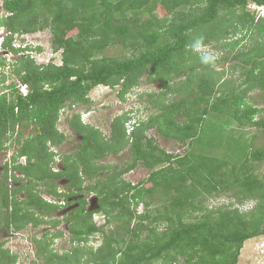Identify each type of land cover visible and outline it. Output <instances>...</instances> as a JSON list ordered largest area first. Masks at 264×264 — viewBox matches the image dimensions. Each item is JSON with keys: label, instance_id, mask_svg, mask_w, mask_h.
Listing matches in <instances>:
<instances>
[{"label": "trees", "instance_id": "obj_1", "mask_svg": "<svg viewBox=\"0 0 264 264\" xmlns=\"http://www.w3.org/2000/svg\"><path fill=\"white\" fill-rule=\"evenodd\" d=\"M250 2L264 5V0H3L1 25L9 31L4 48L20 54L14 71L28 93L13 81L0 94V149L9 138L19 144L0 178V225L9 232L29 224L58 227L62 218L54 213L64 206L55 199L63 197L64 204H78L65 218L77 244L55 248L62 230L34 236L43 264H238L244 242L264 234V176L254 164L264 152L252 150L256 134L248 138L242 130L264 128V108L249 101L254 90L264 91V16L251 11ZM42 29L51 31L60 63L54 58L38 63L33 46L14 43L16 34ZM247 38L251 42L238 48ZM197 40L201 47L215 43L235 50L234 67L242 66V72L228 78L227 70L215 66L214 54L194 50ZM113 47L120 53H107ZM202 55L212 59L204 63ZM0 64L7 65L4 59ZM143 77L163 87L142 93L154 108L148 118L132 123L129 132V112L117 115L107 137L74 112L69 124L80 145L61 156L57 169L53 147L66 140L58 127L62 110L90 104L99 85L120 86L118 94L126 100ZM212 116L226 119V134L208 142L223 146V156L197 148ZM33 125L35 131L25 136L23 129ZM154 128L187 145L186 152L162 148L148 133ZM126 148L133 155L126 166L101 162ZM139 163L150 174L138 183L127 181L124 174ZM61 178L67 180L64 192L56 182ZM87 179L94 182L85 185ZM86 190L99 197L94 210L86 207ZM232 190L238 202L255 204L242 210L207 203L208 195ZM148 197L159 201L156 212L149 210ZM100 211L107 222L98 225L93 217ZM111 222L115 226L107 233ZM98 232L105 240L96 247L89 240ZM18 260L0 242V264Z\"/></svg>", "mask_w": 264, "mask_h": 264}, {"label": "rangeland", "instance_id": "obj_2", "mask_svg": "<svg viewBox=\"0 0 264 264\" xmlns=\"http://www.w3.org/2000/svg\"><path fill=\"white\" fill-rule=\"evenodd\" d=\"M3 0H0V18L4 15V9L2 7ZM250 9L255 12L256 10L250 6ZM259 15V12H255ZM4 30V29H1ZM242 38L243 34H239ZM237 37H232L230 41H235ZM3 40L2 33H0V44ZM251 42L250 38L242 40L239 44L238 48H244L243 45L249 44ZM14 43L18 47H25L27 45H31L34 49L31 51L34 56L36 62L38 63H46L49 60L53 59L58 63L61 62V53L60 51L56 52L52 45V33L49 29H42L36 32L24 33V34H16L14 37ZM41 47V50L37 49ZM0 49L6 50L2 48L0 45ZM121 49L117 47H113L108 50L107 53L110 54H118ZM200 52L207 54H214L215 58L218 59V63L215 65L218 69H225L228 72L229 77H237L242 72V66L238 65L236 67V61L234 60L235 50L230 49V47H225L223 44L216 45L215 43L200 47ZM9 65H4L0 69V89L5 90L3 77L4 74H9L10 78L7 80V83H12L13 81L20 83L19 77L14 71V66H16V62L20 54L16 55L13 53H9ZM3 59V58H2ZM4 68L6 69V73L4 72ZM120 86L115 88L99 85L95 87L91 91L92 102L88 105L79 104L72 108L66 107L62 110L60 115V120L58 122V127L61 132H63L66 136V140L59 146H54L53 148L57 151L56 156V167L57 169L61 168V156L65 153L72 152L76 147L80 145L81 137L77 134V132L72 129L69 124V118L72 116L74 112H81L82 119L84 122L91 123L97 127H99L104 134L109 137L111 133V123L112 120L117 116L124 112H129L130 119L128 121L129 126L138 121L139 119H147L151 112L154 111V108L148 103L146 96L142 93L148 91H160L163 89L162 85L159 82H149L146 77L141 79V82L138 86L134 87L130 92L126 94V100L122 99L118 94ZM25 90H22L24 92ZM177 98V96L171 95L169 99L173 100ZM250 102L255 103L257 106L264 108V91L263 90H254L251 93V97L249 98ZM260 115L264 116V111L260 113ZM259 115V116H260ZM258 116V117H259ZM257 117V118H258ZM179 121L183 122L184 117H179ZM213 124L210 125L208 130H206L202 134V142L198 144L197 148L203 154H208L212 156H223L225 155V148L223 146H217L211 143H208L210 140H220V137L224 136L226 132L223 131V123L226 122L225 118H216L215 116L211 117ZM229 124V123H228ZM213 128V130H210ZM129 130V128H128ZM245 131V134L248 135V138H251L254 134V145L252 150L256 148H260L264 152V128L258 127H249L246 129H242ZM34 129V125L28 128H24L23 132L25 136L30 135ZM130 131V130H129ZM149 135L152 136L157 144H159L162 148L166 149L169 152L181 153L184 154L187 150V145L178 142L176 140L168 139L161 133L157 131L156 128L149 130ZM214 137V138H212ZM14 138H9L7 140V148L0 149V178L3 177L2 171L4 170V166L6 162L10 161L11 157L17 152L19 148V144ZM195 150L198 151L196 149ZM22 160H25L24 158ZM133 160L132 152L126 148L122 150L120 153H111L106 157L101 159V162L117 165L118 168L124 167L128 164V162ZM256 171L259 174H263L264 176V158L254 162ZM117 168V169H118ZM112 171V170H111ZM150 168L146 167L144 164L139 163L135 168L126 172L124 174V178L127 181H131L133 183H138L139 181L147 178L150 174ZM22 176L21 173H17ZM59 185V191L64 192L68 190L67 180L64 178L56 181ZM94 180L87 179L85 185L92 184ZM15 186V185H13ZM44 189V186L41 187ZM234 190L216 193L214 192L211 195L206 197L207 203L212 206H239L242 210H246L251 208L255 204L254 200H246L242 199L241 202H238L237 196L234 194ZM43 195L48 198L54 200V198L43 191ZM23 197L24 194H21ZM82 196L86 197L87 200V209L93 210L99 206L100 201L98 195L94 191L86 190ZM71 200L76 199V196L70 197ZM151 201V205L149 210L152 212H156L154 209L155 205L159 204L157 198L148 197ZM56 202L61 203L62 206L59 210L54 213L55 216H60L61 222L58 227L53 226L52 224L43 223L39 226H32L29 224L21 231H12L9 232L2 225H0V242H3L5 247L10 248L13 252L19 254V260L17 264H43L42 260L37 255V248L34 242V236H41L45 230L51 231H63V234L59 236L54 246L60 251H66L73 248L77 241L72 240V233L69 229L70 222L65 219L66 214L76 205V202L69 204H64L63 197H59L55 199ZM145 209V205L143 203L139 206V211H143ZM94 221L98 224H104L107 222V216L104 211L94 213L93 217ZM115 222H111L106 227V232L109 233L112 228H114ZM146 235V233H144ZM105 240L102 232H98L93 235L89 243L94 246H100ZM238 264H264V234L252 237L247 239L244 242V246L241 250V254L239 257Z\"/></svg>", "mask_w": 264, "mask_h": 264}, {"label": "flooded vegetation", "instance_id": "obj_3", "mask_svg": "<svg viewBox=\"0 0 264 264\" xmlns=\"http://www.w3.org/2000/svg\"><path fill=\"white\" fill-rule=\"evenodd\" d=\"M1 29H4V30H1ZM9 31L4 27V26H2L1 25V22H0V33H2V36H3V40L4 41H2L1 42V44L0 45H2V48H4V43L6 42V40H7V36H8V33ZM9 53H11L9 50H2V49H0V60H3L4 59V61L7 63V65H9ZM3 58V59H2ZM0 66L2 67L3 65H1L0 64ZM1 67H0V69H1ZM5 67V66H4ZM4 72L6 73V69L4 68ZM7 79L4 81V87H6V89L5 90H7V86H9L11 83H7V80H9V78H10V76H9V74L7 73ZM4 90H1L0 89V93H2Z\"/></svg>", "mask_w": 264, "mask_h": 264}, {"label": "clouds", "instance_id": "obj_4", "mask_svg": "<svg viewBox=\"0 0 264 264\" xmlns=\"http://www.w3.org/2000/svg\"><path fill=\"white\" fill-rule=\"evenodd\" d=\"M250 3H252V2H250ZM250 3L248 4V7H249V9H250ZM261 5H263V4H261ZM3 7V6H2ZM4 9V8H3ZM251 10V9H250ZM252 11V10H251ZM4 12H5V10H4ZM256 12V11H255ZM258 16H264V15H258ZM0 22H1V18H0ZM201 41L200 40H197L194 44H193V48H194V50H197V51H199L200 50V47H201ZM212 59V57H210L209 55H202L201 56V60H202V62H204V63H208V62H210V60ZM4 82V81H3ZM18 87H20V91L22 92V90H24V89H27V93H28V87H27V85L26 84H22L21 82L20 83H18ZM5 89H6V87H5ZM4 92V91H3ZM2 92V93H3ZM23 94H27V93H25V92H22ZM1 94V93H0ZM129 128V130L131 131L132 130V126H130V127H128ZM129 131V132H130ZM94 210V209H93Z\"/></svg>", "mask_w": 264, "mask_h": 264}, {"label": "built area", "instance_id": "obj_5", "mask_svg": "<svg viewBox=\"0 0 264 264\" xmlns=\"http://www.w3.org/2000/svg\"><path fill=\"white\" fill-rule=\"evenodd\" d=\"M249 6H252L254 10L259 12V15H264V5L258 4L256 2L250 3ZM25 93H27V89H24Z\"/></svg>", "mask_w": 264, "mask_h": 264}]
</instances>
